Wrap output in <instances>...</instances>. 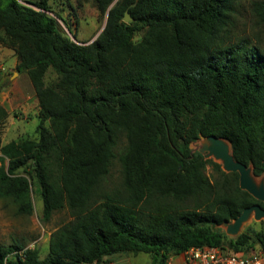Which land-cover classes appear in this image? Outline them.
<instances>
[{"label": "trees", "instance_id": "obj_1", "mask_svg": "<svg viewBox=\"0 0 264 264\" xmlns=\"http://www.w3.org/2000/svg\"><path fill=\"white\" fill-rule=\"evenodd\" d=\"M113 1L95 0L104 29L78 42L61 32L49 0H0V43L28 75L40 119L36 138L3 144L0 135V198L31 215L36 177L43 219L63 209L71 217L44 258L0 243V264H105L120 252L167 264L192 246L264 250V222L236 237L222 228L264 202L240 188L238 172L191 149L201 136L223 137L235 159L264 174V50L233 36L236 0ZM251 10L264 27V0ZM7 116L0 104V125ZM121 139L122 182L110 191Z\"/></svg>", "mask_w": 264, "mask_h": 264}, {"label": "rangeland", "instance_id": "obj_2", "mask_svg": "<svg viewBox=\"0 0 264 264\" xmlns=\"http://www.w3.org/2000/svg\"><path fill=\"white\" fill-rule=\"evenodd\" d=\"M25 5L33 6L30 2L34 0H19ZM254 0H236V12L234 13L233 36L248 37L253 44L258 45L264 50V27L260 26L252 14V2ZM52 11L51 15L56 17L58 27L61 32L67 34L78 42H91L101 32L106 23L107 13L101 14L97 8L95 0H49ZM114 0L111 5L115 4ZM110 5V6H111ZM36 8V7H35ZM142 33L135 35L139 39ZM48 83L56 80V75L49 70L46 75ZM2 88V87H1ZM3 89L0 90V94ZM4 91V90H3ZM9 106L10 102L5 101ZM30 105V106H29ZM29 108H21L17 102L12 104L8 116L0 125V135L3 144L12 140L21 141L25 138H36L39 117L32 108L33 104L29 103ZM48 124V122H47ZM125 140L121 139L116 148V157L113 159L110 173L106 179L105 187L107 190H114L121 186L122 174L119 155L124 148ZM203 140L191 144L193 151L201 150ZM205 159H211L221 164V160L216 159L213 155H208L207 151L201 152ZM228 172V171H226ZM205 173L213 179V167L208 164ZM257 179L264 178V174L256 176ZM32 189V200L34 209L31 215H20L16 212V207L9 199L0 198V243L9 246L13 243H21L27 247H36L40 251V256L44 258L49 253V240H44L49 233L71 219L67 209L57 211L52 214L48 220L42 217L43 202L41 197V188L36 179H30ZM263 219H256L254 214L242 224L237 234L228 232V227L233 220L223 225V230L229 237H236L242 231L249 229H261ZM261 247L256 244V248ZM129 253V252H125ZM133 264H151V256L148 253L133 254ZM110 258L108 257L109 261Z\"/></svg>", "mask_w": 264, "mask_h": 264}, {"label": "water", "instance_id": "obj_3", "mask_svg": "<svg viewBox=\"0 0 264 264\" xmlns=\"http://www.w3.org/2000/svg\"><path fill=\"white\" fill-rule=\"evenodd\" d=\"M132 20L133 18L131 17L130 13L128 11H125L123 21L128 23ZM103 29L104 27L102 28V30ZM72 40L76 41L73 37ZM200 140H203L200 152L207 151L208 155H213L216 159L221 160L226 171L238 172L240 188L248 191L259 201L264 202V183L261 182L260 184H257L255 182L257 178L253 172V167L251 165H247L246 163L235 159L231 143L227 139L215 135H209L201 136L197 141ZM252 214H254V217L256 219L264 220V207H262L260 204H254L252 206L246 207L242 211V213L233 220V223L229 225L228 232L234 235L237 234L242 224L246 222ZM227 223L229 222L223 223L222 227Z\"/></svg>", "mask_w": 264, "mask_h": 264}, {"label": "crops", "instance_id": "obj_4", "mask_svg": "<svg viewBox=\"0 0 264 264\" xmlns=\"http://www.w3.org/2000/svg\"><path fill=\"white\" fill-rule=\"evenodd\" d=\"M18 57L14 50L8 48L0 43V104L7 110L12 108V104L17 102L25 108H29V103L33 104L34 113L39 114L38 99L35 95L34 88L28 77L24 72H18L16 65ZM2 87V88H1ZM10 102L9 106L5 105V101ZM29 105V106H28ZM51 232L47 238L50 239ZM110 260L105 264H133V255L130 253L120 252L109 257Z\"/></svg>", "mask_w": 264, "mask_h": 264}, {"label": "built area", "instance_id": "obj_5", "mask_svg": "<svg viewBox=\"0 0 264 264\" xmlns=\"http://www.w3.org/2000/svg\"><path fill=\"white\" fill-rule=\"evenodd\" d=\"M167 264H264V250L232 251L222 246H192L170 257Z\"/></svg>", "mask_w": 264, "mask_h": 264}, {"label": "bare ground", "instance_id": "obj_6", "mask_svg": "<svg viewBox=\"0 0 264 264\" xmlns=\"http://www.w3.org/2000/svg\"><path fill=\"white\" fill-rule=\"evenodd\" d=\"M255 182H256L257 184H260L261 182L264 183V178H262V179H257Z\"/></svg>", "mask_w": 264, "mask_h": 264}]
</instances>
